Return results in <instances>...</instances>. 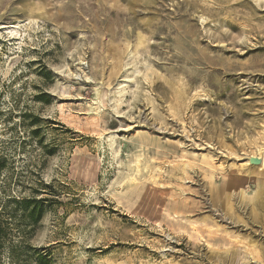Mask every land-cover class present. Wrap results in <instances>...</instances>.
I'll return each mask as SVG.
<instances>
[{"label":"rangeland","instance_id":"374dc122","mask_svg":"<svg viewBox=\"0 0 264 264\" xmlns=\"http://www.w3.org/2000/svg\"><path fill=\"white\" fill-rule=\"evenodd\" d=\"M0 264H264V0H0Z\"/></svg>","mask_w":264,"mask_h":264},{"label":"bare ground","instance_id":"6f19581e","mask_svg":"<svg viewBox=\"0 0 264 264\" xmlns=\"http://www.w3.org/2000/svg\"><path fill=\"white\" fill-rule=\"evenodd\" d=\"M20 24H21V22H19L16 26L6 28L10 39L18 40L19 36L21 37L20 32H19ZM134 180H135V178H134Z\"/></svg>","mask_w":264,"mask_h":264},{"label":"trees","instance_id":"16d2710c","mask_svg":"<svg viewBox=\"0 0 264 264\" xmlns=\"http://www.w3.org/2000/svg\"><path fill=\"white\" fill-rule=\"evenodd\" d=\"M36 203H38V201L35 199H27V200L22 201V204H24L25 208H28L29 206L36 205ZM34 210H35V207L31 211V213L29 214L30 218L34 217V212H35ZM37 215H38L37 219H39L42 215V209L38 212Z\"/></svg>","mask_w":264,"mask_h":264},{"label":"water","instance_id":"95a60500","mask_svg":"<svg viewBox=\"0 0 264 264\" xmlns=\"http://www.w3.org/2000/svg\"><path fill=\"white\" fill-rule=\"evenodd\" d=\"M248 161L251 165L257 166L262 164V159L257 157H248Z\"/></svg>","mask_w":264,"mask_h":264}]
</instances>
